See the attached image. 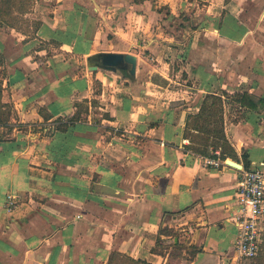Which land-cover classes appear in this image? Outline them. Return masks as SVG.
<instances>
[{
  "label": "crops",
  "instance_id": "obj_1",
  "mask_svg": "<svg viewBox=\"0 0 264 264\" xmlns=\"http://www.w3.org/2000/svg\"><path fill=\"white\" fill-rule=\"evenodd\" d=\"M7 6L0 264H235L241 174L227 159L264 170V0ZM104 52L135 55L137 82L88 66ZM212 94L234 148L220 167L185 136ZM240 264H264V232Z\"/></svg>",
  "mask_w": 264,
  "mask_h": 264
},
{
  "label": "built area",
  "instance_id": "obj_2",
  "mask_svg": "<svg viewBox=\"0 0 264 264\" xmlns=\"http://www.w3.org/2000/svg\"><path fill=\"white\" fill-rule=\"evenodd\" d=\"M214 156L204 157L207 166L220 167L225 165V160L219 157V152ZM241 174L236 192L235 201L237 210L231 216L238 227L237 256L235 264L241 261L254 259L261 250L264 232V170L235 168ZM14 196H9L8 211L16 208Z\"/></svg>",
  "mask_w": 264,
  "mask_h": 264
},
{
  "label": "trees",
  "instance_id": "obj_3",
  "mask_svg": "<svg viewBox=\"0 0 264 264\" xmlns=\"http://www.w3.org/2000/svg\"><path fill=\"white\" fill-rule=\"evenodd\" d=\"M4 1V0H3ZM8 4L7 8H12L16 5L17 0H5ZM3 11V10H2ZM5 14L1 13L0 20ZM3 57L0 55V64H3ZM119 74L130 83H136L137 79L132 77L128 70H120ZM230 97V96H229ZM239 97L232 96L233 99ZM88 101L77 103L78 112L68 121L60 119L59 125L55 129L63 130L67 127V123H73L81 119V108H83ZM224 107L225 101L219 95H207L202 103L199 113L192 114L188 117V122L185 129V136L189 139L190 144L188 149L203 157L214 156L219 152V157L226 160L232 157L234 148L227 138L224 125ZM10 115V113H9Z\"/></svg>",
  "mask_w": 264,
  "mask_h": 264
},
{
  "label": "water",
  "instance_id": "obj_4",
  "mask_svg": "<svg viewBox=\"0 0 264 264\" xmlns=\"http://www.w3.org/2000/svg\"><path fill=\"white\" fill-rule=\"evenodd\" d=\"M90 68H99L113 73L128 70L132 77H136L138 58L131 53H99L88 58ZM227 164L233 168H242L237 162L227 159Z\"/></svg>",
  "mask_w": 264,
  "mask_h": 264
}]
</instances>
